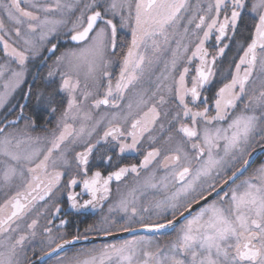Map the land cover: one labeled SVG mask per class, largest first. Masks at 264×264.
I'll use <instances>...</instances> for the list:
<instances>
[{"label":"snow or ice","instance_id":"snow-or-ice-1","mask_svg":"<svg viewBox=\"0 0 264 264\" xmlns=\"http://www.w3.org/2000/svg\"><path fill=\"white\" fill-rule=\"evenodd\" d=\"M189 7L188 0H0V46L19 69L0 92V108L23 87L26 103L35 95L37 116L56 119L43 136L34 135L25 105L0 121V190L13 193L0 204V264H264V163L253 168L264 154V0H210L185 18ZM245 18L243 54L209 106L203 93L229 47L221 44ZM125 28L131 41L114 82L110 57L124 47ZM213 35L215 54L205 47ZM173 42L149 95L141 86ZM64 44L72 46L61 51ZM193 60L194 75L187 66L176 72ZM33 62L46 69L32 76L45 84L35 93L27 84ZM170 101L167 127L158 125L157 105ZM132 155L143 159L121 163ZM96 163L114 170L105 175ZM68 216L99 218L69 232ZM162 236L173 238L162 245ZM99 238L110 240L93 243Z\"/></svg>","mask_w":264,"mask_h":264},{"label":"flooded vegetation","instance_id":"flooded-vegetation-1","mask_svg":"<svg viewBox=\"0 0 264 264\" xmlns=\"http://www.w3.org/2000/svg\"><path fill=\"white\" fill-rule=\"evenodd\" d=\"M22 6H26V5L22 4ZM249 23H250V21L248 20V18H245L243 25L241 26L240 31L235 36L234 40H232V41L225 40L221 44V46H223V43H228L229 47L225 50L224 56L220 57L217 60V62H216V73H217L216 77L214 78L213 83L210 86H208L203 93V95H206L209 98V100H208L209 106H211L212 100H213L215 93L218 90V88L222 87L223 83H227L231 79V75L235 73V64L239 62V56L243 54L242 51L240 50V45L246 43V41L248 39L249 32H250V28L248 27ZM129 31L130 30L128 28H125L120 33H118V40L122 41L124 47L122 48L121 52H119L115 57H110V59L112 60V64L109 68V71H111L113 73V81L114 82H115V78L118 77L119 72H120L119 61L122 58L123 52L126 51V45L129 44L131 41V36L129 34ZM186 41L188 42L189 38H187ZM71 46L72 45H70V44H64L60 47V50L63 51L66 47H71ZM193 47H194V43L189 45L190 51H189L188 55L191 54V50L193 49ZM205 47L208 49V51L210 53L215 54L217 48H216V41H215L214 35L210 40L206 41ZM196 64H198V60H193L192 64H187V63L181 62L180 64H178L177 70L179 72L182 70V67L187 66L190 69H192V71H190V73H189V76H192L195 74L194 68H195ZM37 72H40L41 76H43L46 73V69L40 68L39 64L36 62L30 63L29 64V75L27 78V84H33L32 76L35 75ZM158 76H160V75H157V77ZM177 78H178V76H177ZM149 83L150 82L147 80V78H145L141 87L144 90H147V91L150 90L148 92V94L150 95L151 92L155 91L156 81L154 83L153 89L152 88L146 89L147 85ZM43 88H45V84H44L43 79L41 78L40 80L36 81L35 84H33V93H35V91L37 89H43ZM23 96H24V88L22 87L21 89H17L9 97L8 102L4 105V107H2L0 109V121L15 119L20 113V109H19L18 105H25V107H24L25 116H32L36 120L37 125H38L35 132H34V135H42V136L47 135V133L51 129L55 128L56 119L47 113L42 114L40 116H37V113L34 111V107H33L35 104V95H33L32 101L30 103H26V101L23 99ZM136 99H137V97H135V96L132 97V100L134 103H135ZM153 102H155V101H153ZM172 106L173 105H172L171 101L168 104H165L162 106L157 105L158 109L161 112V119L158 121V125L160 123H163L165 125V127H167V120L164 118L163 113H164V111L170 109ZM241 108H242V105H241ZM144 110H146V109H144ZM101 111H103V109ZM212 114H214V113H212ZM56 115L58 116L59 113H57ZM20 126H23V121L21 122ZM153 134H155V135L160 134V130H159L158 126H157V128ZM77 150H80V149H77ZM141 159H143L142 155L141 156L132 155V156H128V157L124 158L121 161V163L122 164L139 163V161ZM261 163H264V154L258 153L255 156V164H253V168L257 167ZM93 170H100L105 175H107L108 171H112L114 169L105 168L104 166L100 165L99 163H96ZM158 174H162V173H158ZM128 183H131V180H129ZM120 187H121V190L124 189L123 185H121ZM116 188H117V185L115 184V182H113L112 189H113V195L114 196L116 195ZM77 190L79 191V189H77ZM12 194H13L12 191H9L6 189L0 190V204H2L4 202V200L7 199ZM60 203L62 204L63 207H65V208L67 207V205L64 201H60ZM106 208H107V204L105 205V210H106ZM65 218L73 221V225L71 227L65 228V231L71 232L74 230V228L76 226H79L80 229L83 230V228L87 227L88 224L94 223L99 217L98 216H90L87 219H84L82 217L68 216ZM41 222L43 223V220ZM56 223H58V221H56ZM172 238H173L172 236H162V237H159V241L163 245V244H166ZM108 240H110V238H103V239L99 238V239L94 240L93 243L99 244V243H103V242H108ZM88 246H91V245H88Z\"/></svg>","mask_w":264,"mask_h":264},{"label":"rangeland","instance_id":"rangeland-1","mask_svg":"<svg viewBox=\"0 0 264 264\" xmlns=\"http://www.w3.org/2000/svg\"><path fill=\"white\" fill-rule=\"evenodd\" d=\"M208 2H210V0H188L190 7H189V11L187 13H184L185 18H187L193 11H195L196 5L198 3L201 5V7H206ZM3 15L4 14L2 12H0V16H3ZM185 23H186V19L182 20L180 22V26L177 29L178 32H183V27H184ZM5 24L9 30H11L14 27V25L11 22H9L6 17H5ZM191 31H192V28H191V26H189V32L191 33ZM198 35H202V33H198ZM188 38H189V40H192L193 43L195 42V37L189 35ZM175 47H176V45L174 42L170 43L168 46V50L164 51L163 54L160 56L159 61L152 66L150 72L146 75L147 80L150 82L147 85L146 89H149V88L153 89L157 75H160L164 71L165 63L171 59V49H175ZM0 65L5 66L4 74L2 76H0V92H3L4 91V85L11 80V73L13 71H18L19 69L14 62L8 60L4 56V53L2 51V46H0ZM176 72H178L177 69H176ZM149 91L150 90H148V92Z\"/></svg>","mask_w":264,"mask_h":264},{"label":"water","instance_id":"water-1","mask_svg":"<svg viewBox=\"0 0 264 264\" xmlns=\"http://www.w3.org/2000/svg\"><path fill=\"white\" fill-rule=\"evenodd\" d=\"M257 155V154H256ZM103 239V238H102Z\"/></svg>","mask_w":264,"mask_h":264}]
</instances>
